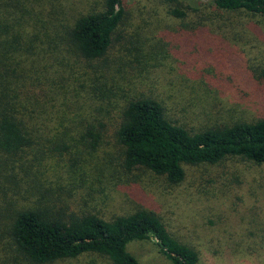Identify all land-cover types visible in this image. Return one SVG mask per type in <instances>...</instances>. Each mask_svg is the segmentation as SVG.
Returning a JSON list of instances; mask_svg holds the SVG:
<instances>
[{
	"label": "trees",
	"instance_id": "trees-1",
	"mask_svg": "<svg viewBox=\"0 0 264 264\" xmlns=\"http://www.w3.org/2000/svg\"><path fill=\"white\" fill-rule=\"evenodd\" d=\"M63 1L68 2L0 0V184L5 190L18 189L12 195L19 198V173L42 158L74 150L81 141L96 150L102 143L105 114L101 106L91 105L101 100L99 94L103 99L109 96L102 101L111 105V99L122 98L126 90L133 93L120 108L117 100L114 126L126 175L149 171L175 188L184 181L186 166H216L237 159L264 163V116L189 127L172 118L151 86L145 91L139 87L137 71L147 63L144 57L135 53L132 60L109 58L126 17L124 0H102L78 14H62ZM161 1L167 16L184 29L207 28L214 37L235 15L264 21V0ZM207 34L199 41L204 43ZM133 43L129 47L134 50ZM138 51L142 53L140 47ZM129 54L125 48L124 57ZM73 68L79 76L71 73ZM255 72L264 85V60ZM43 203H12L8 212L0 200V218L5 213L9 217L4 235L14 244L13 264H54L88 254L108 264H140L126 249L134 241H154L171 264H199L198 252L174 238L154 211L141 207L106 217L86 210L62 213Z\"/></svg>",
	"mask_w": 264,
	"mask_h": 264
},
{
	"label": "rangeland",
	"instance_id": "rangeland-1",
	"mask_svg": "<svg viewBox=\"0 0 264 264\" xmlns=\"http://www.w3.org/2000/svg\"><path fill=\"white\" fill-rule=\"evenodd\" d=\"M101 1H63L66 8L61 13H82ZM124 4L126 17L109 58L144 57L147 63L137 71L139 87L145 91L151 86L174 120L199 129L264 116V85L255 72L264 60L263 20L235 15L220 25L214 37L207 28L184 29L167 16L161 0H124ZM205 34L209 37L202 43ZM210 37L215 41L211 43ZM190 40L195 48L187 44ZM125 48L130 50L126 57ZM153 48L155 52H149ZM74 70L71 73L79 76ZM124 92L122 98L111 99V105L103 102L109 96L103 99L102 94L91 105V109L101 106L105 114L102 143L96 150L81 141L74 150L35 162L26 173H19V198L12 195L18 189L5 190L0 184V200L7 211L12 203L35 207L42 201L62 213L86 210L111 217L142 207L157 213L174 238L194 248L199 264H264V163L237 159L216 166H186L185 179L175 188L149 171L126 175L120 166L122 149L114 137L117 100L120 108L133 93ZM8 222L5 213L0 218V264H13L14 244L4 235ZM126 249L140 264H171L154 241H134ZM54 264L108 263L88 254Z\"/></svg>",
	"mask_w": 264,
	"mask_h": 264
}]
</instances>
